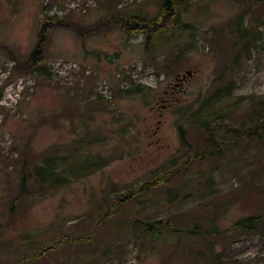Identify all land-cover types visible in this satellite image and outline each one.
<instances>
[{
  "label": "rangeland",
  "instance_id": "rangeland-1",
  "mask_svg": "<svg viewBox=\"0 0 264 264\" xmlns=\"http://www.w3.org/2000/svg\"><path fill=\"white\" fill-rule=\"evenodd\" d=\"M160 1L0 0V264H264V235L230 229L264 219V0H190L188 29L151 46L80 32ZM51 16L65 25L29 72ZM134 220L178 232L153 239Z\"/></svg>",
  "mask_w": 264,
  "mask_h": 264
},
{
  "label": "trees",
  "instance_id": "trees-1",
  "mask_svg": "<svg viewBox=\"0 0 264 264\" xmlns=\"http://www.w3.org/2000/svg\"><path fill=\"white\" fill-rule=\"evenodd\" d=\"M190 0H161L158 4L157 11L152 18H145L139 15H127L123 13H117L115 15L103 18L93 26H90L80 32H83V36L86 34H95L101 31L104 27H109L110 25L117 26L121 29L127 37L142 36L146 46H151L157 39L168 36L173 31L186 30L187 25L182 22L181 12L183 8L188 4ZM43 21L38 29V42L34 49L31 51L27 61L21 65L23 68L27 69L29 72H34L41 66L43 62V46L47 36V32L54 27H61L65 25L62 20H59L57 16L47 17ZM256 38V36H255ZM260 104V102H258ZM258 109V108H257ZM259 110V109H258ZM251 129H248L250 131ZM253 130V128H252ZM211 139L215 140L213 137V132L210 133ZM216 141V140H215ZM219 145V144H218ZM220 149L215 147L212 152L195 154L193 157L188 158L183 164L182 169H184L190 162L203 159L207 157H214ZM179 170L169 172L163 177L153 181L152 183H144L139 188L130 191L122 199H117L113 202V206L120 203H127L130 200L135 199L141 192L155 188L157 186H162L166 183L167 179L174 175ZM49 174H46L45 178H48ZM25 187L24 180L21 182V189ZM135 225L140 228L143 232L148 234L151 238L155 239L164 229L172 230L173 233L177 234L178 231L173 230L168 221H139L134 220ZM171 229H170V228ZM231 233L235 234H251V235H261L264 233V219L262 216H247L235 221L230 226ZM216 231V229H214ZM215 233V232H214ZM217 234V233H215ZM87 241V240H77ZM61 239L56 242V244L48 245L40 249L33 257L29 260H37L43 255L51 250H56L59 246ZM208 262H214L217 258L216 251L214 248L208 251L207 254ZM24 261L21 262L23 264ZM209 264V263H205Z\"/></svg>",
  "mask_w": 264,
  "mask_h": 264
}]
</instances>
